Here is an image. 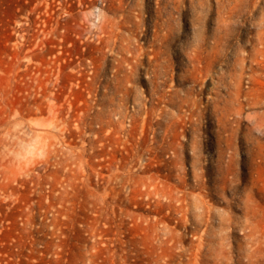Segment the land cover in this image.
I'll list each match as a JSON object with an SVG mask.
<instances>
[{
  "label": "rangeland",
  "instance_id": "1",
  "mask_svg": "<svg viewBox=\"0 0 264 264\" xmlns=\"http://www.w3.org/2000/svg\"><path fill=\"white\" fill-rule=\"evenodd\" d=\"M263 43L264 0H0V264H264Z\"/></svg>",
  "mask_w": 264,
  "mask_h": 264
},
{
  "label": "bare ground",
  "instance_id": "2",
  "mask_svg": "<svg viewBox=\"0 0 264 264\" xmlns=\"http://www.w3.org/2000/svg\"><path fill=\"white\" fill-rule=\"evenodd\" d=\"M262 37V36H261ZM263 46H264V43H263Z\"/></svg>",
  "mask_w": 264,
  "mask_h": 264
}]
</instances>
